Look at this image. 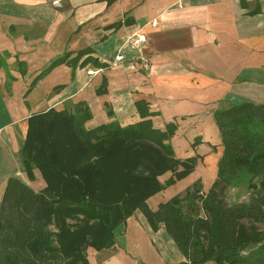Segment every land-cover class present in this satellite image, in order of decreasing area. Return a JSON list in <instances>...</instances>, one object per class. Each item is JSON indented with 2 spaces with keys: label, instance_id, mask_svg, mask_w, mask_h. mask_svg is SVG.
I'll use <instances>...</instances> for the list:
<instances>
[{
  "label": "crops",
  "instance_id": "crops-1",
  "mask_svg": "<svg viewBox=\"0 0 264 264\" xmlns=\"http://www.w3.org/2000/svg\"><path fill=\"white\" fill-rule=\"evenodd\" d=\"M139 34L145 41L133 45ZM247 84L257 88L251 102L264 104V0H0V202L10 176L25 182L21 150L33 114L82 103L91 112L85 127L124 126L139 119L142 99L156 127L177 115L196 126L208 121L205 105L243 97ZM153 199L152 210L167 200L162 192ZM86 258L186 262L163 226L153 231L138 210L110 248H88Z\"/></svg>",
  "mask_w": 264,
  "mask_h": 264
},
{
  "label": "trees",
  "instance_id": "trees-1",
  "mask_svg": "<svg viewBox=\"0 0 264 264\" xmlns=\"http://www.w3.org/2000/svg\"><path fill=\"white\" fill-rule=\"evenodd\" d=\"M134 105L139 119L124 126L112 120L85 127L91 112L82 103L29 117L21 161L43 185L35 190L8 178L0 264H88L86 250L110 248L114 230L136 210L153 231L163 226L186 259L177 264H264V104L215 110L221 152L213 180L205 191L196 182L155 210L147 199L187 177L195 158L175 156L173 122L158 128L146 101ZM233 190L248 198L231 202Z\"/></svg>",
  "mask_w": 264,
  "mask_h": 264
},
{
  "label": "rangeland",
  "instance_id": "rangeland-1",
  "mask_svg": "<svg viewBox=\"0 0 264 264\" xmlns=\"http://www.w3.org/2000/svg\"><path fill=\"white\" fill-rule=\"evenodd\" d=\"M256 91L257 88L248 86L247 84L245 87V95L243 97H239L237 94L231 93L229 97H227L229 100H224L223 102L221 101L214 105H205L204 107L207 109L205 116H207L208 121H205L206 118H202L200 122H197L198 124H196V126L193 121L186 119L187 115H177L172 117L171 120L166 121L173 122L176 125L174 134L170 139L175 156L180 159L194 157L195 166L187 177L182 179V181H178V185L173 187L168 186L161 190L164 199H167L168 195L174 196L177 193L183 194L188 187L193 186L196 182L202 187V191L206 190L208 183L212 180L215 174L216 162L221 150L219 144V135L217 133L218 131L216 129L215 123L211 119L210 112L225 108L228 105L237 104L242 101L257 100L258 97H255ZM191 116H194V114ZM203 116L204 112L202 110V112L197 113L194 117L201 118ZM180 117L182 119H179ZM166 122L164 121L163 124ZM20 175V177H22L25 182L31 184L33 188L38 189L42 186L43 182L37 171H33V178H29L24 172H22ZM167 177L168 173L159 177V179L164 181V179ZM161 192L159 191L153 195L155 199H153L151 202L152 204L156 203L157 197H160ZM228 198L231 202H233L236 200L247 199L248 195H246V192L243 190H233L228 193Z\"/></svg>",
  "mask_w": 264,
  "mask_h": 264
},
{
  "label": "built area",
  "instance_id": "built-area-1",
  "mask_svg": "<svg viewBox=\"0 0 264 264\" xmlns=\"http://www.w3.org/2000/svg\"><path fill=\"white\" fill-rule=\"evenodd\" d=\"M133 37H134V35H133V36H130V38H129V40L131 41V43H132L133 45H138L139 43H142V42L145 41L144 36L141 35V34L135 36L134 38H133ZM121 58H122L121 55L116 56V59H117V60H118V59L120 60ZM142 67H146V64L143 63V64H142ZM89 72H91V71H89ZM89 72H88V73H89Z\"/></svg>",
  "mask_w": 264,
  "mask_h": 264
}]
</instances>
